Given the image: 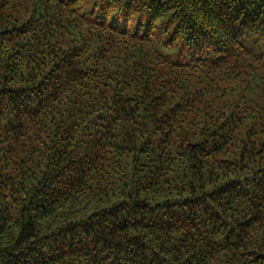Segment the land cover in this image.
Returning <instances> with one entry per match:
<instances>
[{
    "label": "trees",
    "instance_id": "trees-1",
    "mask_svg": "<svg viewBox=\"0 0 264 264\" xmlns=\"http://www.w3.org/2000/svg\"><path fill=\"white\" fill-rule=\"evenodd\" d=\"M0 264H264V0H0Z\"/></svg>",
    "mask_w": 264,
    "mask_h": 264
}]
</instances>
